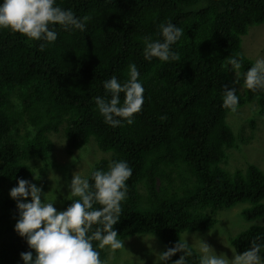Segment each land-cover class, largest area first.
Segmentation results:
<instances>
[{
  "label": "trees",
  "instance_id": "obj_1",
  "mask_svg": "<svg viewBox=\"0 0 264 264\" xmlns=\"http://www.w3.org/2000/svg\"><path fill=\"white\" fill-rule=\"evenodd\" d=\"M56 3L76 17L91 16L85 31L52 26L57 39L41 50L42 41L0 29V191L18 178L32 179L38 165L49 166L43 162L53 152L50 136L62 133L69 156L91 140L111 154L89 170L90 184L91 172L107 171L110 161L124 160L132 168L114 225L118 239L154 235L165 251L183 232L211 230L217 211L240 203L251 204L242 213L246 220L264 221V172L249 165L229 174L221 167L228 150L248 142L237 138L226 121L233 112L222 107L225 87L237 90V110L256 103L264 118V90L243 86L254 62L241 50L249 29L264 24V0ZM169 21L184 31L172 45L180 60L146 61L145 39H160L159 25ZM229 56L238 58V74L226 64ZM130 63L140 73L144 103L131 125L113 128L96 110L94 97L105 95L103 82L113 75L126 81ZM250 128L255 130L253 121ZM5 206L18 218L14 201L7 198ZM5 225L0 216V264H19L20 253L31 249L14 226ZM256 237L264 238V222L230 243L242 253ZM92 243L96 248L98 242ZM189 248L187 264H198L199 254ZM96 250L105 263L106 247Z\"/></svg>",
  "mask_w": 264,
  "mask_h": 264
},
{
  "label": "clouds",
  "instance_id": "obj_2",
  "mask_svg": "<svg viewBox=\"0 0 264 264\" xmlns=\"http://www.w3.org/2000/svg\"><path fill=\"white\" fill-rule=\"evenodd\" d=\"M90 20L89 15L76 17L70 9L60 7L56 0H0V29L17 32L32 41H42L41 50L45 43L51 44L57 39L52 26L83 32ZM159 35L160 39H145L144 59L179 61L180 56L172 50V45L181 39L184 31L169 21L159 25ZM226 64L235 74L239 73L241 64L237 57H227ZM243 86L253 92L264 90V58L257 59L244 73ZM103 88L105 95L94 97V102L104 123L113 128L125 122L131 125L134 114L142 110L144 103V87L137 66L128 65L126 81L121 82L113 75L103 82ZM236 93L235 88L226 86L222 107L236 112L239 101ZM132 171L126 161L114 160L109 162L107 171L91 172V184L88 176L74 173L67 185L66 198L71 204L62 211L54 207L56 198L45 199L41 187L18 178L9 195L16 201L18 210L14 230L26 239L31 249L20 253L23 264H104L96 248L115 250L122 246L114 225L120 221L121 204L127 198L126 181ZM94 204L101 207L94 208ZM93 241L98 242L96 248ZM195 241H198V264H264V238L253 239L251 246L242 253L231 249V259L224 253L218 255L202 238H195ZM177 253L182 254L171 264H187L186 257L192 256V251L185 239H179L174 246L158 253L154 264H169Z\"/></svg>",
  "mask_w": 264,
  "mask_h": 264
},
{
  "label": "rangeland",
  "instance_id": "obj_3",
  "mask_svg": "<svg viewBox=\"0 0 264 264\" xmlns=\"http://www.w3.org/2000/svg\"><path fill=\"white\" fill-rule=\"evenodd\" d=\"M241 50L254 63L257 59L264 58V24L249 29L248 34L242 38ZM226 121L237 138H244L248 142L241 144L238 150H228L227 158L221 167L229 174L237 170L245 171L249 165H254L264 172V118L259 116L257 104H248L229 114ZM252 121L255 123L254 131L250 128ZM50 138L54 144L53 152L47 162H43L49 166L43 168L38 165L40 169L34 170L33 178L26 180L41 187L45 199L56 198L54 207L62 211L65 209V203L69 201L66 198L69 194L67 185L73 174L79 172L87 176L96 162L109 159L111 154L99 151L91 140L88 145L69 156L66 153V140L62 133L51 134ZM14 186L16 185L7 183L2 185L0 191V216L6 221V227L14 226L17 220L12 211L7 210L5 206L7 198L16 203L9 195L10 189ZM28 199L30 201L31 198ZM249 207H251L249 203H240L231 209L217 211L214 216L217 224L211 230L183 232L180 239H185L198 253V241H195V238H202L218 255L224 253L231 259L233 256L231 249L234 248L231 246L230 238L264 222L246 220L242 213ZM121 241L122 246L119 249L110 250L106 247L107 258L104 264H154L157 254L163 251L161 240L150 234L136 235ZM19 264H23V261Z\"/></svg>",
  "mask_w": 264,
  "mask_h": 264
}]
</instances>
